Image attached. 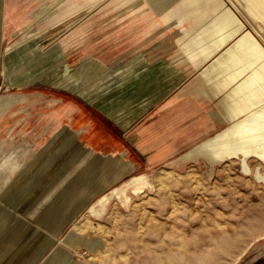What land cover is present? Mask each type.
Returning <instances> with one entry per match:
<instances>
[{
  "label": "rangeland",
  "instance_id": "374dc122",
  "mask_svg": "<svg viewBox=\"0 0 264 264\" xmlns=\"http://www.w3.org/2000/svg\"><path fill=\"white\" fill-rule=\"evenodd\" d=\"M38 1L48 8L53 5L50 14L44 7L45 14L61 15L47 24L43 23L47 17L26 19L23 28L0 42V98L15 95L21 100L0 116V264H264V184L245 176L239 161L211 165L199 159L184 170L167 166L135 173L149 174L156 188L139 196L130 194L133 198L128 208L112 200L106 213L97 218L87 208H80L93 204L134 175L116 179L111 176L109 168H115L114 164L109 166L110 161H77L82 149L56 146L62 131L49 116L56 106L60 108L72 99L112 109L121 103L129 106L131 101L135 103L160 88L166 93L186 88L200 75L188 62L171 67L184 53L178 41L184 30L212 19L213 7L209 6L199 21L192 18L180 29L172 22L160 23L161 28L146 39L144 32L149 26L131 19L136 10L133 3ZM218 1L264 49V25L248 15L245 0ZM96 3L95 8L83 13V5ZM180 5L178 0L176 6ZM75 21L88 23L90 37L86 36L84 46L80 43L67 48V61L56 67L54 60H49L53 45L57 48L56 42L66 43ZM66 22L71 24L68 29L63 27ZM28 30L42 31L34 39L47 37L39 41V46L49 62L35 67L39 70L35 71L34 83L13 87L11 72L21 63L7 64L6 49ZM150 59L153 62H147ZM30 69L34 70L33 66ZM205 101L207 113L216 123L212 113L217 111L218 100ZM216 125L212 135L227 126ZM70 153L73 160L66 158ZM248 162L252 168L258 165L254 158ZM16 164L2 187L5 173Z\"/></svg>",
  "mask_w": 264,
  "mask_h": 264
},
{
  "label": "bare ground",
  "instance_id": "6f19581e",
  "mask_svg": "<svg viewBox=\"0 0 264 264\" xmlns=\"http://www.w3.org/2000/svg\"><path fill=\"white\" fill-rule=\"evenodd\" d=\"M98 1L99 0H96L97 3ZM116 1L126 2L123 5H126L127 3H133L134 8H136V10H134V12L132 13L133 16L131 19L134 22L145 23V25L149 26L146 27V30L144 32L146 39L148 37H151L153 31L161 28L160 23L161 24L165 23L166 25L167 24L169 25L172 22L174 23L176 28L180 29L184 23H186L192 18H194L196 21H199V19L203 15L202 13L209 6L213 7L215 15L206 24L199 23V25L193 26L192 28L184 30L182 32L178 44L184 53L182 56H179L177 60L176 59L174 60V63L171 67L173 68L181 64L182 65L186 64L188 62L197 68L200 77L198 78V80L192 82L189 86L184 88L183 94L194 97L195 99H199L202 102H206L205 100H209V99L210 100L217 99L218 100L217 111H214V113L211 112L213 114L211 115L218 125L227 124V126L222 128L220 131L216 132L212 136L204 139L192 150L186 153L183 157L186 160H194V161L203 159L211 165L222 164V163H226L227 161L237 160L239 161L241 166V171L245 176L254 179L256 182L264 184V49L262 47L263 45L261 46V43L258 42L257 38L254 37L252 32L248 31L245 25L242 24L230 10L223 9L225 7L222 8L220 3L221 1L219 2L218 0H180V4H181L180 6H176L178 0H116ZM97 3L92 5H83L82 7V9L84 10L83 13L86 14V12L89 11L90 8H93L95 5H98ZM244 3L248 4L247 7L245 6L247 10L246 12L249 13L248 15H251L254 18V20L255 19L260 20V22L263 23L264 25V0H245ZM173 7L175 8L172 9ZM49 9L50 8H48L46 13H49ZM45 15L47 19H45V21L43 22L44 24L46 22L50 23L51 21H54L55 19L58 18L59 15H61V13L56 12L53 16L52 15L47 16V14ZM69 15L72 16L73 14L71 13ZM82 15L84 16V14H81V17ZM156 16H158V18L161 21L156 20L155 18ZM153 18H155L154 21L152 20ZM84 19L85 18H83V20ZM0 20L3 23L2 15H0ZM86 20H89V17ZM71 21H74V19L73 20L71 19ZM67 22L65 24L63 23L65 25V26L63 25L64 29L65 28L68 29V25L71 27V24ZM73 23L74 22H72V24ZM75 23H76L75 27H72V29H70L69 31L67 30L68 32H70V34L67 36L65 40L66 43L56 42L57 48H55V45H53L54 46L53 49L55 50L53 51V54L51 58H49V60L51 61L54 60L56 67L57 64L61 65L67 61V55H66L67 48L73 46L74 44H80V43L82 44L87 41L86 36L90 37L89 34L91 33H89L88 31L89 30L88 23L82 25H81L82 22L80 23L78 21H75ZM253 25L254 24H252V26ZM252 29L255 30L256 28H252ZM258 29L259 28H257V32ZM63 30L61 31L63 32ZM42 31H45V29ZM42 31H39L38 33L40 34ZM262 32L264 33V30H262ZM38 33L37 31L28 30V32H26L25 36H23L21 40H17L11 46H8L6 49L5 55L7 56V61H8L7 64L9 62L15 65L16 63L17 64L19 62L21 63L20 64L21 66L18 65L19 67H16L15 69L13 68L14 70L11 72L12 73L11 75L13 76L12 79H14L12 84L13 87H22V85L28 84L30 82L34 83L37 80L36 73L39 70V69L36 70L35 67L39 64L42 65L41 64L42 62L45 63V60L46 62L47 61L49 62V60L44 59L43 55H41L40 46H39V41H42L43 40L42 38L45 39L47 37H41L42 40L40 38L34 39L36 38L35 36H37ZM53 33L54 32H51V34ZM55 34L56 32L54 33V35ZM48 40H49V36H48ZM1 41H3L2 28H0V42ZM30 64H32L33 69L35 68L34 70L30 69L32 67ZM26 65L31 67L29 68ZM42 66L40 67L42 68ZM29 69L31 71H29ZM34 72H35V76L33 75ZM204 91L205 93L203 94ZM15 101L17 103L20 102L21 100L16 98L15 95H11L10 97H6V98H0V116H3V114L11 107V105L15 103ZM251 158H254L259 162V163L257 162L258 165L256 164L257 166L254 168H252L249 165L250 162H248L249 159ZM17 166L18 165L16 164L15 166L9 167L1 183L2 187L5 186L6 178L11 177L10 174L11 171L14 170ZM222 170H224V167ZM155 188L156 186L149 174L142 173V174L134 175L120 186L113 188L110 192L100 197L95 203H93V205L89 207L88 213L97 218L102 217L106 213L107 207L112 200L115 199L119 200L123 204V206L127 207V205H129L132 201L133 197H131V195L139 196L141 194H145L147 191H153ZM149 200L150 199H148L147 201L150 202L151 200L150 201ZM180 211L181 210H179V212ZM215 214L217 213L215 212ZM121 234L122 233H120V235ZM182 246L187 251V247L184 245ZM245 251L246 250H244V252Z\"/></svg>",
  "mask_w": 264,
  "mask_h": 264
},
{
  "label": "crops",
  "instance_id": "0c3cea01",
  "mask_svg": "<svg viewBox=\"0 0 264 264\" xmlns=\"http://www.w3.org/2000/svg\"><path fill=\"white\" fill-rule=\"evenodd\" d=\"M37 1H0L2 43L10 33L23 28L26 19L46 17L44 7L49 6H41ZM183 89L178 87L166 93L160 88L157 93H146L135 103L131 101L129 106L121 103L112 109L87 101L69 100L49 112L51 123L62 131L57 136L61 140L56 146L81 148L82 153L76 155L77 161L92 158L112 162L109 166L114 164L115 169H109L116 179L167 166L184 170L194 160H186L183 156L211 136L217 125L210 119L205 102L184 95ZM66 158L72 159L73 153ZM91 205L80 209L88 210Z\"/></svg>",
  "mask_w": 264,
  "mask_h": 264
}]
</instances>
